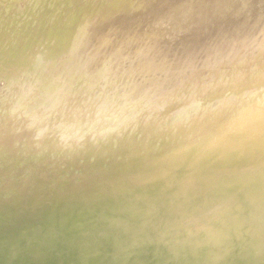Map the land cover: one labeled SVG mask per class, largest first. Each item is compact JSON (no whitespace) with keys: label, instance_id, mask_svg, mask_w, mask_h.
Returning a JSON list of instances; mask_svg holds the SVG:
<instances>
[{"label":"rangeland","instance_id":"obj_1","mask_svg":"<svg viewBox=\"0 0 264 264\" xmlns=\"http://www.w3.org/2000/svg\"><path fill=\"white\" fill-rule=\"evenodd\" d=\"M262 190L264 0H0V264H264Z\"/></svg>","mask_w":264,"mask_h":264},{"label":"bare ground","instance_id":"obj_2","mask_svg":"<svg viewBox=\"0 0 264 264\" xmlns=\"http://www.w3.org/2000/svg\"><path fill=\"white\" fill-rule=\"evenodd\" d=\"M219 76H220V75H219ZM203 90H204V89H203ZM160 175H162V174H160ZM163 176H164V175H163ZM165 177H166V174H165L164 178H165ZM154 178H156V177L154 176ZM160 178H161V177H160ZM164 178H163V180H165V179L167 180V179H168L167 177H166L165 179H164ZM161 179H162V178H161ZM161 179H160V180H161ZM231 179H232V178H231ZM156 180L159 181V178H156ZM166 180H165V181H166ZM219 180H221V179H219ZM223 180H224V179H223ZM227 180L230 182V179H229V178H228ZM227 180H226V181H227ZM165 181H162V182L160 181V182H159V183H160L159 185H161V183H164ZM215 181H218V180L216 179ZM221 181H222V180H221ZM226 181H225V182H226ZM153 182H155V180H154ZM219 182H220V181H219ZM219 182H218V183H217V182L215 183V184H219V185H218V188H219V186H220V183H219ZM222 182H223V181H222ZM225 182H224V183H225ZM143 184H144V183H143ZM157 184H158V183H157ZM157 184H156V185H157ZM215 184H214V185H215ZM222 184H223V183H222ZM152 185H153V184H152ZM154 185H155V183H154ZM159 185H158V186H159ZM228 185H229V183H228ZM228 185H227V188H229ZM142 186H143V185H142ZM216 186H217V185H216ZM222 186H223V185H222ZM139 187H141V186H139ZM213 187H215V186H213ZM220 187H221V186H220ZM233 187H234V186H233ZM233 187H232V185L230 186L231 189H232ZM216 188H217V187H216ZM222 188H224V187H222ZM222 188H221V189H222ZM225 188H226V187H225ZM137 189H138V188H137ZM221 189L219 188V191H220ZM231 189H230L229 191H232ZM236 189H237V188H236ZM236 189H235V190H236ZM135 190H136V189H135ZM203 190H205V188H204ZM203 190H202V191H203ZM206 190H207V189H206ZM226 190H227V189H226ZM207 191H208V190H207ZM227 191H228V190H227ZM200 192H201V191H200ZM224 192H226V191H224ZM263 192H264V191L262 190L261 193H263ZM198 193H199V192H198ZM204 193H206V192L204 191ZM207 193H208V192H207ZM221 193H222V192H221ZM230 193H231V192H230ZM200 194H202V192H201ZM197 195H198V194H197ZM197 195H196V196H197ZM209 195H210V194H209ZM263 195H264V194H262V196H263ZM196 196L193 195L192 198H190L191 202H193L192 199H196ZM198 196H199V195H198ZM137 197H138V196H137ZM225 198H226V197H225ZM225 198L222 196V194L219 195V196H217V197H214V196H213V197L210 198V200L208 201V204H207V203H204V204H206V205L208 206V209H207V210H208L210 213H212V212L214 211V209H215V207L213 206V205H214L213 203L215 202V200H217V199L219 200V201H218V200L216 201L217 204H218V202H221V201L223 202V201L225 200ZM188 199H189V198H188ZM188 199H186V200H188ZM261 199H262V198H261V196H260L259 200H257V201H259V202H258L259 206L257 205V207H258L257 209H259L260 205L262 204V203L260 202ZM263 199H264V198H263ZM178 200H179V199H178ZM178 200H176V201H178ZM220 200H221V201H220ZM184 201H185V199L182 200V202H184ZM213 201H214V202H213ZM187 202H188V201H187ZM191 202H190V203L188 202V203H189L188 207H192V206H193V203H191ZM211 202H213V203H211ZM224 202H225V201H224ZM256 203H257V202H256ZM256 203H255V205H256ZM181 204H182V203H181ZM183 204H184L185 207L187 206L185 203H183ZM194 204H195V203H194ZM212 204H213V205H212ZM217 204L215 203V205H217ZM221 204H222V203H220V205H221ZM223 204H225V203H223ZM223 204H222L221 207L225 206V205H223ZM191 205H192V206H191ZM220 205L218 204V207H220ZM262 205H263V204H262ZM103 207H104V206H103ZM198 207H199V206H195V208L192 207V209H190L189 211L187 210V212H189V214H190L191 216L194 215V216H193V218H194V217H196V216H195V212L197 211ZM218 207L216 206V208H218ZM221 207H220V208H221ZM261 207H262V206H261ZM261 207H260V208H261ZM263 207H264V206H263ZM263 207H262L261 209L264 211ZM42 210H43V209H42ZM185 210H186V209H185ZM253 210H254V209H253ZM262 210H261V212H259V213L262 214V213H263ZM192 211H193V212H192ZM254 211H256V210H254ZM257 214H258V213H257ZM201 217H202V215H199V217H198V219H197V221H196V225H195L196 230L194 229V226H193V225H190V226H192L191 228H190V227H186V228H187V229H186V232H187V233L194 232V234H196V233H198V231L201 230L202 227H204L203 225H206L205 223H207L208 221H204V220H202ZM242 217H243V216H242ZM238 219H239V218H238ZM244 219H247V218H244ZM242 220H243V218H242ZM214 221H216V220H214ZM239 221H240V220H239ZM239 221H238V223H239ZM246 221H249V219L246 220ZM246 221H241V222L243 223V222H246ZM210 222L213 223V220H212V221H209L208 223H210ZM216 222H217V221H216ZM241 222H240V223H241ZM154 223H155V225H157V226L161 224V223L156 224V222H154ZM214 223H215V222H214ZM214 223H213V224H214ZM230 223H231V222L228 221V225H230ZM263 223H264V221H263ZM163 224H164V223H163ZM259 224H260V223H259ZM152 225H153V224H152ZM155 225H154V227H155ZM225 225H226V224H225ZM239 225H240V224H238V226H239ZM242 225H243V224H242ZM142 226H143V225H142ZM142 226L140 225L139 227H142ZM150 226H151V225H150ZM157 226H156V229H157ZM163 226H164V225H163ZM171 226H172V225H171ZM215 226L218 227V226L216 225V223H215ZM215 226L212 225L211 227L214 228V230H215V229H216ZM226 226H227V225H226ZM226 226H225V227H226ZM230 226H231V225H230ZM232 226H233V225H232ZM263 226H264V224H263ZM151 227L154 228L153 226H151ZM184 227H185V226H183L182 228H184ZM211 227H207V228L210 229ZM240 227H241V226H240ZM240 227H239V229H240ZM243 227H244V226H243ZM243 227H242V228H243ZM137 228H138V227H137ZM142 228H143V227H142ZM147 228H150V227L147 226ZM152 228H151V230L153 231ZM204 228H205V227H204ZM204 228H203V229H204ZM212 228H211V230H212ZM236 228H237V227H236ZM145 229H146V228H145ZM145 229H144V230H145ZM192 229H193V231H192ZM203 229H202V231H205V230H203ZM209 229H208V230H209ZM224 229H225V228L223 227V231H224ZM228 229H229V226H228L227 230H228ZM243 229H244V228H243ZM243 229H242V230H243ZM211 230H210V233L212 232ZM214 230H213V231H214ZM216 230L219 231V230H220V227H219V229L217 228ZM225 230H226V229H225ZM235 230H238V229H235ZM240 230H241V229H240ZM240 230H238V234H239L240 232L242 233V232L244 231V230H243V231H240ZM262 230H264V227H262ZM162 231H163V230H162ZM202 231H201V232H202ZM239 231H240V232H239ZM205 232H206V231H205ZM234 232H235V235L238 236V237H240V235H241L242 239H243L244 236H246V235H245V232H246V231L244 232V235H243V236H242V234L237 235V233H236L237 231H234ZM262 232H263V231H262ZM208 233H209V232H208ZM222 233H223V232H222ZM222 233H221V231H220V234H221V235H223ZM263 233H264V232H263ZM138 234H139V233H138ZM202 234H204V233H202ZM202 234L200 233V234H198V235L201 236ZM226 234H227V233H226ZM161 235H162V234H161ZM161 235H159L158 238H159ZM163 236H164V235H163ZM170 236L172 237V235H170ZM170 236L167 237V238L169 239ZM204 236H207V237H208L209 234H208V235L205 234ZM146 237H147V236H146ZM155 237H156V236H155ZM246 237H247V236H246ZM161 238H162V237H161ZM235 238H237V237H235ZM222 239H224V238H222ZM157 240H158V239H156V241H157ZM236 240H238V242H239V241H240V238H238V239H236ZM261 240H262V241H261L260 243H262V242L264 241V237H263ZM127 241H128V240H127ZM139 241H140V240H139ZM231 241H232V240H231ZM249 241H251V240L249 239ZM253 241H254V240H253ZM256 241H257V239H256ZM134 242H135V241H134ZM142 242H143V241H142ZM188 242H189V241H188ZM216 242H217V241H216ZM233 242H235V240H234ZM233 242H231V243L233 244ZM238 242H237V243H238ZM186 243H187V242H186ZM212 243H213V242H212ZM231 243H229V244H231ZM241 243H243V242L241 241ZM241 243H239L238 245H241ZM258 243H259V242H258ZM143 244H144V243H143ZM143 244H142V245H143ZM180 244H181V242H179V245H180ZM250 244H251V243H250ZM263 244H264V242H263ZM142 245H141L140 247H143V246H144V245H143V246H142ZM145 245H146V244H145ZM233 245H234V244H233ZM233 245H232V246H233ZM235 245H236V243H235ZM235 245H234V246H235ZM227 246H228V244H227ZM250 246H251V249H252V247L254 246V244H253V246H252V245H250ZM262 246H263V245H262ZM157 247H158V246H157ZM229 247H230V246H229ZM229 247H228V251L231 250ZM258 247L261 248V245H258ZM258 247H257V248H258ZM178 248H180V246H179ZM226 248H227V247H226ZM237 248H239V247L237 246ZM240 248H241V246H240ZM240 248H239V250H242V249H240ZM249 248H250V247H248V248H244V249H249ZM253 248H254V247H253ZM229 249H230V250H229ZM232 249H233V248H232ZM251 249H250V250H247V251L249 252V251H251ZM255 249H256V246H255ZM253 250H254V249H253ZM253 250H252V252H253ZM256 250H257V249H256ZM256 250H255V252H257ZM263 251H264V249H263ZM263 251L261 250V251H260L261 253H259V254H262ZM241 252H242V251H241ZM245 252H246V251H245ZM258 252H259V249H258ZM191 253H192V252H191ZM233 253H234V252H233ZM233 253H232V251H231L230 254H233ZM242 253H244V250H243ZM162 254L167 255L168 253L165 252V253H162ZM188 254H190V253H188ZM247 254H248V253H247ZM247 254H244L243 257L245 258V255H247ZM252 254H254V252L251 253L250 255H252ZM257 254H258V253H257ZM233 255H234V254H233ZM190 256H191V255H190ZM258 256H259V255H258ZM229 257H231V256H229ZM233 257H234V256H233ZM241 257H242V256H241ZM246 257H247V256H246ZM249 257H250V256H249ZM156 258H157V257H156ZM160 258H161V257H160ZM163 258H164V257H163ZM234 258H236V257H234ZM251 258H252V257H251ZM54 259H55V258H54ZM185 259H186V258H185ZM232 259H233V258H232ZM232 259H231V261H232ZM239 259H240V258H239ZM239 259H238V260H239ZM246 259H248V257H247ZM145 260H146V259H145ZM145 260H144V261H145ZM161 260H163V259H161ZM186 260H187V259H186ZM240 260H241V259H240ZM244 260H245V259H244ZM146 261H147V260H146ZM191 261H192V258H191ZM234 261H236V259H234ZM248 261H249V260H248ZM142 262H143V261H142ZM245 262H246V261H245ZM164 263L166 264V262H164ZM164 263H163V264H164ZM247 263H248V262H247ZM160 264H162V263H160ZM237 264H238V263H237Z\"/></svg>","mask_w":264,"mask_h":264}]
</instances>
